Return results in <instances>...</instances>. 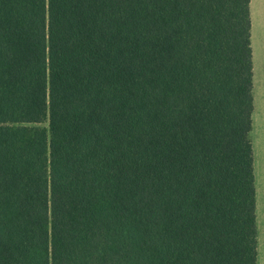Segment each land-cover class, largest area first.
I'll return each instance as SVG.
<instances>
[{
    "label": "trees",
    "instance_id": "trees-1",
    "mask_svg": "<svg viewBox=\"0 0 264 264\" xmlns=\"http://www.w3.org/2000/svg\"><path fill=\"white\" fill-rule=\"evenodd\" d=\"M250 0H0V264H257Z\"/></svg>",
    "mask_w": 264,
    "mask_h": 264
},
{
    "label": "rangeland",
    "instance_id": "rangeland-1",
    "mask_svg": "<svg viewBox=\"0 0 264 264\" xmlns=\"http://www.w3.org/2000/svg\"><path fill=\"white\" fill-rule=\"evenodd\" d=\"M253 61V111L250 138L257 231V264H264V0L249 3Z\"/></svg>",
    "mask_w": 264,
    "mask_h": 264
},
{
    "label": "crops",
    "instance_id": "crops-1",
    "mask_svg": "<svg viewBox=\"0 0 264 264\" xmlns=\"http://www.w3.org/2000/svg\"><path fill=\"white\" fill-rule=\"evenodd\" d=\"M251 2H253V0H250V3H251ZM252 62H253V61H252ZM255 210H256V208H255Z\"/></svg>",
    "mask_w": 264,
    "mask_h": 264
}]
</instances>
